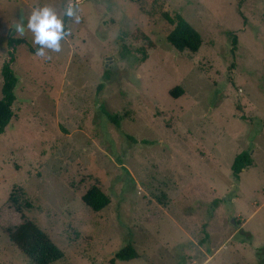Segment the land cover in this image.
I'll use <instances>...</instances> for the list:
<instances>
[{
	"label": "rangeland",
	"instance_id": "1",
	"mask_svg": "<svg viewBox=\"0 0 264 264\" xmlns=\"http://www.w3.org/2000/svg\"><path fill=\"white\" fill-rule=\"evenodd\" d=\"M67 2L0 0V98L9 38L26 41L0 207L24 193L64 252L52 264H264V0H73L80 21L65 17L59 52L36 55L26 28L10 35L33 8ZM165 12L200 32L197 52L166 39ZM137 30L154 44L144 61ZM244 150L253 164L237 178ZM94 185L110 199L100 211L83 201ZM128 242L138 257L116 259ZM0 264H34L2 229Z\"/></svg>",
	"mask_w": 264,
	"mask_h": 264
},
{
	"label": "trees",
	"instance_id": "2",
	"mask_svg": "<svg viewBox=\"0 0 264 264\" xmlns=\"http://www.w3.org/2000/svg\"><path fill=\"white\" fill-rule=\"evenodd\" d=\"M164 19L171 26L166 39L178 51L197 52L202 44V36L181 14L176 12L174 15L163 13ZM133 38L136 42L148 41L143 43L138 51L141 54V60L147 57V51L154 47L144 34L140 31H135ZM24 39L9 38V58L6 59L1 68L2 75V97L0 98V134L4 133L6 127L10 124L14 115L13 104L17 99L16 86L19 78L13 69L15 61V45L25 43ZM232 43L237 44V37L233 36ZM35 51V48H33ZM107 77V76H106ZM104 84L98 85V92H101ZM180 88L173 89L171 94L174 97L178 96ZM106 111L111 122L119 126V118L123 117L118 113ZM128 139L136 142L133 136L126 135ZM253 164V158L249 151L244 150L234 158L232 164V173L235 177H239L243 169ZM24 193L19 190H14L9 198L0 207V229L5 232L12 241L31 259L34 264H52L64 257L63 250L50 238V236L39 228L25 213L24 204L31 207L29 201L25 202ZM83 201L94 211L104 209L110 202L109 196L97 185L92 186L84 195ZM138 257L137 251L131 242L119 250L115 254L116 259L130 260ZM113 261V260H112Z\"/></svg>",
	"mask_w": 264,
	"mask_h": 264
},
{
	"label": "clouds",
	"instance_id": "3",
	"mask_svg": "<svg viewBox=\"0 0 264 264\" xmlns=\"http://www.w3.org/2000/svg\"><path fill=\"white\" fill-rule=\"evenodd\" d=\"M78 7L73 0H68L62 13L48 7L41 6L33 8L27 17L26 24H16V30L23 32L25 28L32 33V43L36 45L35 53L39 56L45 55V49L52 52L61 50V41L68 35L65 17L71 18L75 23H79L80 16L77 14Z\"/></svg>",
	"mask_w": 264,
	"mask_h": 264
},
{
	"label": "water",
	"instance_id": "4",
	"mask_svg": "<svg viewBox=\"0 0 264 264\" xmlns=\"http://www.w3.org/2000/svg\"><path fill=\"white\" fill-rule=\"evenodd\" d=\"M15 25H16V24H13L12 27L10 28V32H11L10 35H11V36H12V34L15 33V30H14V29H16Z\"/></svg>",
	"mask_w": 264,
	"mask_h": 264
}]
</instances>
